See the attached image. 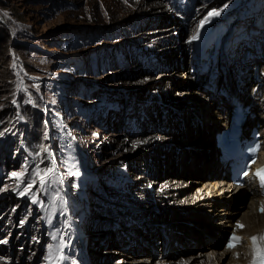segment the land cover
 Listing matches in <instances>:
<instances>
[{
    "label": "rangeland",
    "instance_id": "374dc122",
    "mask_svg": "<svg viewBox=\"0 0 264 264\" xmlns=\"http://www.w3.org/2000/svg\"><path fill=\"white\" fill-rule=\"evenodd\" d=\"M158 1L166 13L151 7ZM249 1L0 0V264L164 262L150 243L159 238H145L158 218L185 215L148 200L157 177L144 174L153 157L137 139L159 134V145L197 149L161 132L155 105L165 96L181 104L190 74L187 57L161 48L188 44L191 28L197 38L250 11L264 15V0ZM191 14L192 27L181 28ZM192 94L200 107L192 110L211 116ZM172 171L162 164L157 182L175 179ZM173 250L172 261L190 255Z\"/></svg>",
    "mask_w": 264,
    "mask_h": 264
},
{
    "label": "bare ground",
    "instance_id": "6f19581e",
    "mask_svg": "<svg viewBox=\"0 0 264 264\" xmlns=\"http://www.w3.org/2000/svg\"><path fill=\"white\" fill-rule=\"evenodd\" d=\"M249 3H252V0H250ZM151 7H153L157 11H161V13H166L163 4L160 1L152 3ZM250 13L251 12H249L248 14ZM196 15L191 14L188 18H186V20L184 21V25L181 26V28L190 29L192 27L193 21H195ZM245 16V14H242L239 16V18L244 17L245 19ZM235 24V22H232L228 25V27ZM169 29H171V27L166 28V30ZM166 30L163 29V31ZM190 30V36L193 35L191 42L201 37L199 33L197 34V38L195 36L197 28L194 30H192L191 28ZM168 35L169 34H161L157 37L160 38L161 41H164L163 39H165V37ZM186 43L183 41H178V44L166 46V48L164 46V48L162 47L161 49H163V51L165 52L160 53V55L167 57V55H169L171 52L178 50L182 53V57H184L186 56V45L188 46V44ZM172 68L175 72L177 71V66H172ZM174 71H171L168 75H171V77L173 75L176 76ZM191 78V74L183 77V79L186 80H191ZM188 86L189 88H192L191 82ZM180 87L177 94H181L182 96L181 104H179L178 102L179 99L174 100L173 97L165 96V102L161 104V107L155 105V109L160 108V110H163H158V112H160V122H163L164 124L161 132H165L166 128H168L171 136L179 139L180 141L186 140L188 138L201 139L209 146L205 145V148L202 150H181L177 152L175 148H172L167 144L164 146L159 145L156 142L160 137L159 134L150 135L149 138L146 139H137V142L144 146L143 152H147L146 156L153 157L151 160V162L153 161V163L145 164L146 166L143 167L144 174L146 172L148 175L147 177H157L156 181H152L153 189L146 190L147 195H149L147 197L148 200L153 204H160L159 202H161L165 205V203H168V205H166V208L168 210V214L171 215H174L176 213V207H182L181 213L186 216L185 218L190 220L188 223H192L194 227L191 229L189 227H182L185 232L184 235L185 237L194 240L195 245L198 246V249L196 251L190 252V255H188L187 257H181L180 259H175L174 261H172L171 259L173 257L172 250L169 252V261L161 262V264H244L246 261L245 259L234 260L229 256L227 252L221 250L220 240H217L215 236H218L220 233H222L224 228L227 226H222V224L226 223V221H230L232 218H245L249 223V226L245 230V232L251 233L252 231L260 227L258 225L263 224L264 217L253 212V196L247 195L246 188L235 187L231 182L227 181L225 178L220 177L218 164L215 161V150L213 146H210V143L214 145L213 136L214 133L219 130V124L221 123L220 119L223 116L218 111L214 110H211V116H209L205 108H203L204 110L183 109L184 106L182 107V104L184 102L187 103L185 105L186 107L188 104L191 105L192 102H196L197 100L194 94L188 91V93H185L183 91L184 88ZM173 90L174 88L171 87L170 91ZM213 115L215 116V118L213 117ZM195 117L196 119H193ZM176 118L183 120L184 127L178 126L180 121L174 120ZM187 120L192 121L193 123L191 122L190 125H187V123H189ZM262 133V139L264 140V129H262ZM261 158H264V153L261 154ZM162 164H164L168 169L173 168L171 175H173L175 179H171V177L169 176L157 182V180H159L157 172H159L162 168ZM176 165L180 167V170L176 168ZM145 177L146 175H142L136 179L141 180ZM155 185H157V189H154ZM171 205H173V207H171ZM212 211L215 212L211 215L208 214ZM214 214L218 216L224 214L225 217L219 218L214 216ZM172 222H169L170 224H168V226H171ZM201 231L207 234L211 239V242H208L209 244L207 245V247H202V240L195 239V237L199 239L201 238ZM177 232L182 233L180 229H177ZM149 234L150 236L146 237L145 240L150 241L151 237L155 233L152 231ZM171 236L173 238L175 237L176 239H174V241L178 242L179 244H181V242L183 241L179 237V235H177V237L175 234ZM153 242L154 241L151 240L150 243ZM138 251L148 252V250L143 248L134 250L132 252L135 253ZM181 251L184 252L183 249H180L178 252ZM108 252L111 253L112 251L110 250ZM185 252H187V250H185ZM126 257H128L127 254H124V256H122V258ZM140 259L137 261V263L140 262Z\"/></svg>",
    "mask_w": 264,
    "mask_h": 264
},
{
    "label": "snow or ice",
    "instance_id": "6c2138e0",
    "mask_svg": "<svg viewBox=\"0 0 264 264\" xmlns=\"http://www.w3.org/2000/svg\"><path fill=\"white\" fill-rule=\"evenodd\" d=\"M257 175L260 176L261 181H262V184H264V169H260V170H258ZM261 211L264 212V206H261ZM237 227H242V226H241V225H238ZM237 239H238L237 237L233 236V238H232V243H229L228 246H229V247H232L233 244L235 243V241H236ZM250 239H252V240L254 241V240L257 239V237H252V238H250ZM260 239H264V237H260Z\"/></svg>",
    "mask_w": 264,
    "mask_h": 264
},
{
    "label": "trees",
    "instance_id": "16d2710c",
    "mask_svg": "<svg viewBox=\"0 0 264 264\" xmlns=\"http://www.w3.org/2000/svg\"><path fill=\"white\" fill-rule=\"evenodd\" d=\"M28 144H29V149L32 147V143L31 142H28ZM46 157H47V155H46ZM48 160H49V168H52V163H51V161H50V159H49V157H48ZM39 168H41L42 167V164L40 163L39 165Z\"/></svg>",
    "mask_w": 264,
    "mask_h": 264
}]
</instances>
